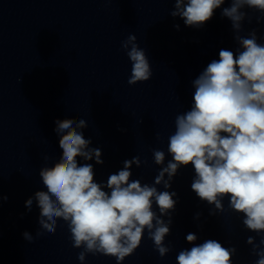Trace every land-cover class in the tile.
Wrapping results in <instances>:
<instances>
[{
  "label": "clouds",
  "instance_id": "obj_1",
  "mask_svg": "<svg viewBox=\"0 0 264 264\" xmlns=\"http://www.w3.org/2000/svg\"><path fill=\"white\" fill-rule=\"evenodd\" d=\"M174 8L169 14L179 17L188 27L200 29L211 20L225 0H169ZM222 17L231 21L233 51L221 48L219 58L211 60L192 80V103L175 118V131L168 136L165 165L162 149H152L154 163L160 165L152 184L132 178V166L140 167L139 156L123 161V167L108 175L106 183L97 182L93 164L102 165V150L90 147L81 129L85 119H57L54 131L59 136L62 155L39 170L46 190H38L25 201L31 211L33 201L39 209L38 225L42 231L54 233L62 220L70 232L72 246L82 249L77 259L83 264L88 254L115 258L117 264L134 254L142 243L145 231L154 249L163 258L172 248L165 245L170 235L173 212L178 203L175 191H169L179 169L191 166L194 177L191 190L201 202L213 206L210 216L228 209L242 214V224L248 231L261 236L259 243L249 236L257 257L255 264H264V44L258 42L255 29L241 35L243 23L252 17L244 9H254L264 19V0H229ZM179 30V24L174 25ZM121 48L131 61L129 85L146 82L153 73L145 49L137 37L129 34ZM157 140L161 137L156 136ZM78 158L86 161L78 163ZM45 161L50 159L44 156ZM162 186L159 190L157 186ZM7 197L0 190V208ZM155 206V207H154ZM158 209V213L157 210ZM202 213L197 212L199 220ZM167 217V220L164 219ZM23 237L33 242L25 231ZM186 242L192 245L181 250L176 264H232L237 249L225 247L216 239L196 243L198 236L189 232Z\"/></svg>",
  "mask_w": 264,
  "mask_h": 264
}]
</instances>
